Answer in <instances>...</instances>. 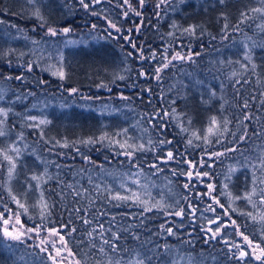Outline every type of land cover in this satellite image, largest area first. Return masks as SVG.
Wrapping results in <instances>:
<instances>
[{
	"label": "trees",
	"instance_id": "trees-1",
	"mask_svg": "<svg viewBox=\"0 0 264 264\" xmlns=\"http://www.w3.org/2000/svg\"><path fill=\"white\" fill-rule=\"evenodd\" d=\"M130 3L142 12L139 32L135 26L141 24V17L130 13L125 18L127 6L123 0H102L89 10L79 0H38L35 6L27 0H0V86L4 91L0 107L8 110L7 117L0 116L8 133L0 137V148L13 141L21 148L11 183L13 191L29 209L21 215V220L27 225L43 224L44 229L68 225L62 234L75 254V260L69 257L71 264L76 260L81 264H109V260L112 264L116 260L128 264L134 258L143 259L145 264H179L180 259L189 264H238L226 246H219L221 237L210 240L215 245L205 243L208 233L202 229H214L216 225H209L208 221L220 217L225 225L221 232L235 243L238 241L235 231H229L226 223L229 217L254 242L261 240L264 231V223L259 222L264 208L253 209L245 199H235L242 197L246 189L251 191V165L264 150V31L257 27L264 19L254 13L255 19L240 25L239 31L232 27L240 20L242 11L264 5L260 0H225L223 5L218 0H174L170 7L159 10L161 16L157 18L153 0L146 1L142 9L139 0ZM37 8L43 20L34 15ZM221 13L229 24L226 34L222 31L225 20ZM108 20L121 28L116 39L104 31ZM91 24L97 26L99 36L84 43H66L70 36L87 35ZM190 25L197 26L195 35L182 34ZM49 27H68L71 31L67 35L50 36L45 33ZM169 32L174 35L170 37ZM126 35L142 49L147 60L139 59V52L122 38ZM187 49L193 50L191 61L165 69L159 82L152 78L164 55L170 57L175 50ZM153 51L155 60L151 59ZM129 52L133 55L128 56ZM29 63L31 71L27 68ZM61 65L65 73L63 80L52 72L60 70ZM141 68L149 73L147 79L138 77ZM118 75L125 78L115 79ZM17 76L22 79H15ZM44 82L51 87L43 88ZM101 84L106 87H99ZM73 88L77 92L72 93ZM148 88L150 93L145 91ZM245 100L247 109L242 107ZM104 107L109 111H104ZM173 108L174 116L162 121L164 129L154 126L160 121L148 123L158 110L162 115L164 111L171 113ZM244 115L251 119L244 121ZM213 116L218 121L225 117L231 121L229 133L221 137L223 145L210 147L194 141L200 146H188L191 133L205 134ZM28 117H36V121ZM40 120L48 123L38 128L29 126ZM181 124L189 132L182 133ZM245 124L247 138L240 141ZM124 130H127L125 135H116ZM104 135L108 138L100 141ZM89 138L99 142L81 143ZM114 140L143 143L145 150L137 151L129 160ZM160 140H171L172 144L161 145ZM65 142L67 147L62 146ZM225 147L238 150L229 152L212 167L200 166L202 159L207 161L205 148L211 152ZM169 150L175 153L176 160L162 163L157 159L165 157ZM189 162L195 165V171L208 172L210 177H203L201 182L193 176L194 186L185 189L188 177L173 175V171L193 170ZM2 163L6 171L7 162ZM153 163L159 165V172L150 167ZM233 166L237 170L226 179ZM45 171L47 176L41 187L51 214L42 220L37 206L39 191L27 195L25 192L31 176ZM256 175L264 179V169H257ZM6 178L7 173L3 172L1 181ZM133 179H138L139 184H133ZM209 183L216 187L213 198L220 201L213 205L215 211L206 210L213 204V198L203 195ZM132 192L143 195L149 204L159 202L167 207L143 212V207L132 199H110L116 193L131 197ZM2 195L4 201L0 205L23 211L7 198L6 191ZM77 208L81 210L79 213L75 211ZM180 208L184 209L182 217L164 214ZM248 212L257 216L256 222L245 214ZM84 219L92 223L86 225ZM101 223L106 238L111 239L113 232L119 236L113 241L118 245L117 252L103 245L105 253H100V237L95 233L94 237L87 236L89 231H98ZM72 228L76 231L67 235ZM167 228H172L175 235H169ZM0 264H51V261L46 253L0 235Z\"/></svg>",
	"mask_w": 264,
	"mask_h": 264
},
{
	"label": "snow or ice",
	"instance_id": "snow-or-ice-1",
	"mask_svg": "<svg viewBox=\"0 0 264 264\" xmlns=\"http://www.w3.org/2000/svg\"><path fill=\"white\" fill-rule=\"evenodd\" d=\"M174 2V0H158L156 4V9L158 11L155 12V15L157 18L161 16V12L159 11L162 9L164 6H171V4ZM183 2V0H181ZM218 2L223 5L225 3V0H218ZM27 3L29 5L35 6L38 3V0H27ZM102 3V0H79V4L85 9L89 10L91 6H94L96 4ZM260 3L264 5V0H260ZM123 4L127 6L126 10L124 11L123 15L125 18L129 16L130 13H135L137 17H141V24H137L135 26V30L139 32L141 30V25L143 23V17H142V12L137 11L132 7V4L130 3V0H123ZM139 4L141 9L145 6L146 0H139ZM254 13L260 14V17L264 19V7H256L252 8L250 10H244L240 13V20L237 22L236 25L232 26L234 30L239 31L240 30V25L247 23L250 20L255 19L253 16ZM93 15H96L95 12L92 13ZM34 15L40 19L43 20V17L40 14L39 9L37 8ZM221 18L225 20L224 28L222 31L226 34L228 29H229V24L227 23V17L224 13H221ZM105 19H107L105 17ZM44 24L41 23V27H43ZM93 29H95L97 26L95 24L92 25ZM172 27H176L175 24L172 25ZM258 28L261 29V31H264V23L257 25ZM110 29V30H109ZM71 31L70 28L65 27L62 30L61 29H55L52 27L48 28V34L50 36H56L60 32L63 34H68ZM107 34L109 37L112 39H116V35L114 33L119 34L121 33V28L116 24L113 23L111 20H108V29H106ZM132 29H129V33H131ZM197 31V26L190 25L187 28H184L182 30V34H188L194 36ZM168 35L172 37L174 34L169 32ZM125 42L130 45L134 50L139 52V59L142 61H145L148 59V57H145L143 54L142 49H138L137 45L133 42L132 38L130 35H126L122 37ZM215 39V37H213ZM69 43H75L73 41H69ZM167 51V49H165ZM128 56H132L133 53L129 52L127 54ZM196 55H199L197 53ZM249 58L250 57H247ZM151 59L155 60L156 59V52L153 51L151 55ZM193 59V53L191 50L187 53V55L183 54L181 51L175 52L174 55H171L170 57L168 55L163 56V61L158 64L155 68V72L152 78L156 79L158 82L162 79L161 73L169 68L170 66H174L173 62L174 61H183V62H188ZM28 70H32V64L29 63L28 65ZM54 75H58L61 80L65 78V73L63 71V66L61 65L60 70L58 72L53 73ZM138 77H143V78H148L149 73L146 72L141 68V70L138 72ZM125 77L122 75H118L115 77V79H120L123 80ZM15 79L20 80L22 77L17 76ZM237 83H240V81H237ZM246 83V81H245ZM99 87H106V85H99ZM145 91H148L149 93L151 92V89H145ZM72 93L77 92V89L73 88L71 90ZM214 95V93H213ZM122 99H127V97H121ZM0 100H4V91L3 89H0ZM173 104H175V101H172ZM243 108L247 109L249 107L248 102L245 100ZM175 114V108L172 109V112L169 113L167 111H164L163 114L161 115L159 110L157 111L156 115L152 116L149 118L148 123L153 124L154 121H160L158 124H154V126H158L161 129H164L165 125L162 123V121L165 118H171ZM8 115V110L0 107V116L7 117ZM29 120L36 121V117H28ZM251 117L249 115H244L243 120L248 121L250 120ZM240 121H238L239 123ZM48 121L46 120H40L38 123H33L29 125L30 127H39L42 124H46ZM191 121H189V124ZM231 123V121L225 117L223 120L218 121L215 116L211 117L210 122H209V127L207 128V132L205 134H198V132H192L191 135L187 139V145L190 147H199L200 144L194 143V141H200L202 144L206 146H214V144H221L223 145L224 141L221 139L225 134L229 133V127L228 125ZM4 120H0V137L6 136L8 133L5 131L3 128ZM181 132L182 133H187L189 132V128L185 127L183 124L180 125ZM245 128V134L239 137L240 141H245L247 138V125H244ZM127 130H124L121 133H117V136H123L125 135ZM232 135H235V133H232ZM256 135H260V133H256ZM43 137V133H42ZM108 138L106 135L101 136L99 138L100 141ZM19 139V138H18ZM110 139V138H109ZM99 141L89 138L87 140L81 141V143L87 145L91 143H97ZM113 143L119 144V147L123 150L121 152L122 155H125L131 160L135 153L137 151H144L145 150V145L143 143L137 145L135 143H128L127 140L124 142H121L120 140H114L112 141ZM60 142L57 141V144ZM149 144H152V141H148ZM161 145L165 144H172L171 140H160ZM62 146L67 147L68 144L65 142ZM151 150V149H149ZM238 149L236 148H228L225 147L222 151H208V148H205V154L207 155V161L202 159L200 161V166L201 167H212L213 164L221 160V158L227 157L229 152H234L237 151ZM78 152L79 149H76ZM21 154V148L17 146V142L13 141L8 144L6 148H0V176L3 175L2 169H3V163L2 161H6L8 168H7V178L6 181H0V203H2L4 197L2 195L3 191L7 192V198H9L13 203L17 205L18 209L23 210L21 211H16L12 212L10 208H6L7 212V217H5L4 212H0V235L6 240L10 241H16L19 243H24L26 239H32L33 237L29 235L30 233H35V237L39 240V243L35 245L36 248H39L41 253H46L48 260L51 261V264H61L62 260L68 259L69 257L72 258V260H75V254L72 252V250L68 247V242L65 239V235L62 234L64 232V229L68 227V225H61L60 228H48V236L47 237H41L40 233L44 230V225L43 224H37L33 228H25L24 224L21 222V215L22 214H27L28 213V206L26 205L25 202H23L18 195L13 191L11 187V183L13 179L15 178V171L17 168V160L19 159ZM162 163H168L171 161L176 160V155L173 151L169 150L166 153L165 157H157ZM85 160H88L87 157H85ZM208 161H212V164H209ZM150 167L156 169L157 172H159L161 169L158 164L153 163L150 165ZM189 167L193 170L188 171L187 173L184 172H177L173 171V175H185L188 177L189 183L184 184V188L188 189L190 187H193L194 185L191 184L193 176L196 178L200 179L201 182H203L202 178L203 177H210V173L208 172H201V171H195V165L189 162ZM252 172H253V180H252V188L251 191H248L247 189L245 190L244 195L241 196H236V200L240 199H245L248 204L252 206L253 209H261L264 208V188L259 187V185H264V179L258 178L256 175V170L257 169H264V150L261 151V154L257 158V162H254L251 165ZM236 167H230L229 168V175L226 177V179L231 178V174L236 171ZM47 176V172L45 171L44 173L41 174H34L31 176L30 180L28 181L27 184V190L25 192V195H27V192L30 191H39V198L37 202V206L40 209V217L42 220H45L48 215L51 214L50 212V205L46 201L43 193V189L41 187L42 182L44 181V177ZM50 178V177H49ZM32 181H35V184L32 183ZM133 184H139L138 179H133L132 180ZM68 187H72V185H69ZM121 187H124L121 185ZM225 189H227L228 185L227 183L224 185ZM207 189L208 191L206 193H203V195L208 196L210 198H213V193L216 191V187L214 184H207ZM126 191H130V189H126ZM147 194V193H146ZM74 195L80 196L81 193L79 192H74ZM149 199H151L150 194ZM255 197V199H254ZM110 199L113 200H118V201H128L129 199L133 200V203L142 206L143 207V212H150L154 208H157L158 210H164L167 206L163 205L159 202H155L152 204H149L148 200H145L143 198V195L137 194L136 192H132L131 197L127 195H121L119 193H116L115 195H110ZM187 199V197H186ZM220 204V201L218 198H213V204H210L208 206V209L210 211H215V208L213 205ZM223 207V205H221ZM231 207V205L229 206ZM77 213H79L81 210L79 208L75 209ZM164 214L167 215H175L177 217H182L184 215V209L180 208L179 211H174V212H167L165 211ZM227 211L225 212V215H227ZM246 215L250 216L251 219L256 222L257 221V216L252 215L251 212L245 213ZM114 219V218H113ZM231 220V217H229ZM259 222L264 223V212H262L259 216ZM83 223L88 225L91 224L92 221L89 219H84ZM209 225H216V227L213 229L212 227H208L206 229H202V231L208 233L209 235L206 236L205 243H208L210 240H215L218 237L221 236V229L225 227L223 221L221 220L220 217H216L214 220H209L208 221ZM233 227L235 234L242 237L243 243H230L229 241L225 240L224 243L229 246V251L232 252V259H235L238 264H252L253 261L257 262V264H264V231H262L261 234V240L259 242H254L253 239H250L248 235H246L243 231L240 230L239 226L236 224L235 220H231V224L228 225ZM161 228H164V225H161ZM76 229L72 228L70 232L67 233V235L71 236L72 232H75ZM106 229L104 228V225L101 223L98 225V231L94 229L93 231H89L87 233L88 237H94V233L100 237L101 240V246L99 247L98 251L100 253H105V248L103 245H108L110 246L111 250L113 252H117L118 245L114 243L113 241H116L119 239V236L113 232L111 239L106 238L104 233ZM167 233L169 235H175L173 232L172 228H167L166 229ZM52 237H58L59 238V247L57 246V243L53 240H51ZM51 245V247H49ZM11 247V245H9ZM92 247H96V245L93 243ZM67 253L66 256L63 255V253ZM238 253V254H237ZM71 264V261H70ZM75 264H81L79 260L75 261ZM109 264H112V261L109 260ZM115 264H121L120 260H116ZM128 264H145V261L143 259L139 258H134L133 260L128 261Z\"/></svg>",
	"mask_w": 264,
	"mask_h": 264
},
{
	"label": "rangeland",
	"instance_id": "rangeland-1",
	"mask_svg": "<svg viewBox=\"0 0 264 264\" xmlns=\"http://www.w3.org/2000/svg\"><path fill=\"white\" fill-rule=\"evenodd\" d=\"M146 1H148V0H146ZM157 2H158V0H153V6H154V8H155V12L156 11H158L157 9H156V4H157ZM134 13V12H133ZM135 14V13H134ZM52 28H55V29H63V28H56V27H52ZM106 29H108V22L106 23V28L104 29V31L106 30ZM110 30V29H109ZM45 33L47 34V35H49L48 34V28H46L45 29ZM105 33L107 34V31H105ZM69 34V33H68ZM120 34V33H119ZM119 34H116V33H114V35H116V37L117 36H119ZM58 35H67V34H63L62 32H60ZM108 35V34H107ZM97 36H99L98 35V33H97V31L95 30V29H93V27H92V24L90 25V27L88 28V34L87 35H83V37L82 38H79V37H68V38H66V43L67 44H70V45H72V44H79V43H84V41L85 40H87L88 38H96ZM69 41H73V42H75V43H69ZM189 50H191V52L193 53V50L192 49H187V50H175V51H173V53L171 54V55H174L175 54V52H177V51H181L183 54H185V55H187V53L189 52ZM194 54V53H193ZM170 55V56H171ZM180 63H183V61H174L173 62V64H174V66H177L178 64H180ZM28 68V67H27ZM59 70H52V72L53 73H55V72H58ZM56 76H58V75H56ZM43 88H45V89H49L50 87H51V85H49V83L48 82H44L43 84ZM42 88V87H41ZM0 89H3L2 88V86H0ZM72 90V89H71ZM85 95H87V93H85V94H83V97H85ZM104 111H109V109H108V107H104ZM4 169H2V173L3 172H6L7 173V170L6 171H3ZM5 174V173H4ZM3 176V175H2ZM2 176H0V181H1V179H2ZM4 197V196H3ZM3 201H4V199H3ZM3 203V202H2ZM0 212H4L5 213V217H7V212H6V208H9V207H7V206H4V205H0ZM12 210V209H11ZM12 212H16V210H12ZM20 219H21V217H20ZM21 222L24 224V226H25V228H33V227H35L36 225H27V224H25L22 220H21ZM226 223H227V225H230L231 224V220H229V219H226ZM228 229H229V231H230V229H233V227H231V226H228ZM29 235H31L33 238L32 239H26L25 240V242L23 243V244H25V245H27V246H29V247H34V248H36L35 247V245L37 244V243H39V240L35 237V233H30ZM207 235H209V234H207ZM40 236L41 237H47L48 236V232H47V229H44L41 233H40ZM221 239L219 240V241H221V244H219V246H226V248H227V251H228V253H229V255L230 256H232V252H230L229 251V246L227 245V244H225L224 243V241L225 240H227V241H229L230 243H235L236 241H234V239L231 237V238H228L227 236H224V234L221 232ZM236 238L238 239V241H237V243H243V241H242V237H240V236H238V235H236ZM51 240H53V241H55L56 243H57V246L59 247L60 245H59V238L58 237H52L51 238ZM14 242H16V241H14ZM210 242V241H209ZM211 244H213V245H215L213 242H210ZM49 247H51V245H49ZM36 249H38L39 250V248H36ZM40 251V250H39ZM47 255V254H46ZM63 255L64 256H66L67 255V253L65 252V253H63ZM181 260V262L183 263V264H189L188 263V261H185L184 259H180ZM182 263H180L179 262V264H182ZM61 264H70V259L68 258V259H65V260H62L61 261ZM193 264H195V263H193ZM197 264H200V263H197Z\"/></svg>",
	"mask_w": 264,
	"mask_h": 264
}]
</instances>
